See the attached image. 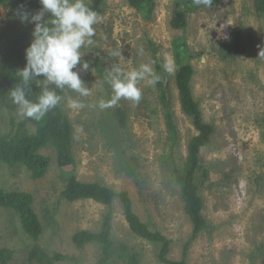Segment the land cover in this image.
<instances>
[{"label":"rangeland","instance_id":"1","mask_svg":"<svg viewBox=\"0 0 264 264\" xmlns=\"http://www.w3.org/2000/svg\"><path fill=\"white\" fill-rule=\"evenodd\" d=\"M86 3L96 5L94 0ZM98 6L100 22L92 43L81 48L77 66L89 64L81 77L89 95L66 87L63 99L73 126L76 164L61 167L51 145L39 151L51 159L41 179H33L21 164L0 161V189L30 193L43 226L35 240L16 212L0 207V248L14 251L10 264H37V248L62 255L56 264H164L158 257L162 243L131 231L119 199L111 207L92 198L67 201L62 192L74 178L127 191L140 220L169 239L171 260H182L186 248L187 264H264L263 0H213L211 7L191 0H152L142 8L132 7L129 0H101ZM41 8L38 0H9L0 8V58L10 47L25 51L30 46L35 24L22 22L19 13L27 11L30 19ZM179 12H186L184 29L171 26ZM143 64L160 79L155 85L148 83L152 77L139 82V103L121 99L100 109L98 101L112 95L107 81L112 67L128 72ZM186 64L194 69L191 88L203 120L214 128L194 169L188 147L200 131L182 111L177 86V71ZM1 88L0 82V133L11 139L33 135L35 122L20 116L11 94L5 97ZM69 99L84 107L71 108ZM117 110L125 126L116 119ZM168 111L173 129L167 124ZM191 171L206 220L195 238L177 179ZM109 212L114 246L105 260L100 244L79 249L73 236L81 230L100 232ZM123 249L126 258L120 257Z\"/></svg>","mask_w":264,"mask_h":264},{"label":"trees","instance_id":"2","mask_svg":"<svg viewBox=\"0 0 264 264\" xmlns=\"http://www.w3.org/2000/svg\"><path fill=\"white\" fill-rule=\"evenodd\" d=\"M9 0H0V8ZM96 5H89L98 14L101 9L98 3L101 0H94ZM194 2V0H191ZM221 2L223 0H214ZM40 4V0H38ZM152 0H129L134 8H142L149 5ZM264 3V0H263ZM41 5V4H40ZM187 25L186 12L177 13L172 19L171 26L174 29H184ZM95 27V26H94ZM26 65L25 51L21 47L13 46L4 51L0 58V82L2 84V92L5 97L11 93V89L21 84V78L18 75L20 69ZM80 70L82 77L83 70ZM99 71L104 75L103 66L100 65ZM194 74L192 65L186 64L177 71V86L179 88L180 103L184 114L193 119L195 127L200 131L199 134L189 143V164L192 168L199 162V153L201 147L209 143L214 128L212 125L204 122L202 111L199 103L194 99L191 79ZM39 80L30 81L27 98L36 101L43 89V77ZM56 93L63 97L65 89L61 90L52 86ZM63 99L54 109H51L41 120L30 119L37 125V130L33 135L25 138L15 137L11 139L8 135L0 133V161L9 166L21 164L30 172L33 179H41L46 176L51 159L42 155L39 151L48 145L53 146L57 151V162L61 167L76 164L73 151V126L68 115L63 109ZM166 102L165 96L162 97ZM115 117L120 124L125 126L124 117L120 110L115 112ZM168 127L175 128V122L172 112H166ZM20 139V140H18ZM192 169V170H193ZM192 171L188 175H179L178 181L182 185V196L186 202L185 211L194 224L193 237L195 238L206 226V220L201 214L203 208L202 199L197 193L198 189L193 182ZM62 196L70 202L92 198L95 201L111 207L115 199H119L124 207V213L129 223L131 231L146 240L162 243L159 254V260L164 264H187L186 248L183 253L182 260H171L168 258L170 252V241L159 231H152L147 224L142 222L138 215L134 212L133 202L127 191L116 192L108 186L100 183H85L75 178L68 182ZM34 198L27 192H7L0 189V207L12 209L16 212L22 223L24 231L33 239L38 240L43 232V226L33 208ZM112 214L107 213L104 219L102 230L100 232H92L89 230H81L73 236V242L77 248L82 249L89 243H98L101 245L105 260L113 255L114 241L112 239ZM126 249L121 251L120 257L126 258ZM37 264H56L57 261L64 259L62 255H50L43 249L37 248L33 252ZM14 257V251L10 248H0V264H10ZM129 258L134 260L133 256ZM136 263V261L134 260Z\"/></svg>","mask_w":264,"mask_h":264},{"label":"clouds","instance_id":"3","mask_svg":"<svg viewBox=\"0 0 264 264\" xmlns=\"http://www.w3.org/2000/svg\"><path fill=\"white\" fill-rule=\"evenodd\" d=\"M196 5L211 7L213 0H194ZM42 8L31 15L27 11L19 13L22 22L35 24L33 40L25 50L26 65L18 72L21 84L11 89L12 101L18 106L19 115L34 120H41L63 99L50 86L68 89L82 96L89 95V89L81 79L77 66L81 63V48L92 43L95 25L100 22L99 14L89 7L86 0H40ZM49 14L50 18L45 19ZM224 39H228L225 35ZM89 68L88 62L82 64V70ZM165 71L169 65L164 64ZM43 77L44 87L36 101L27 98L30 81ZM148 77V83L155 85L159 77L153 75L148 64L138 69L124 72L119 66H113L107 74V81L112 89L110 99H100V109L111 108L121 99L139 103L142 90L139 82ZM69 106L77 109L84 105L69 99Z\"/></svg>","mask_w":264,"mask_h":264}]
</instances>
